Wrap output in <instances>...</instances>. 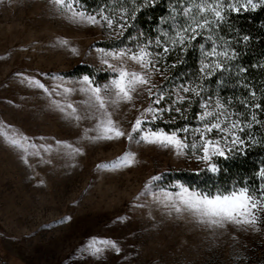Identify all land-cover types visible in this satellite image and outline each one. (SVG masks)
Instances as JSON below:
<instances>
[{
    "label": "rangeland",
    "instance_id": "374dc122",
    "mask_svg": "<svg viewBox=\"0 0 264 264\" xmlns=\"http://www.w3.org/2000/svg\"><path fill=\"white\" fill-rule=\"evenodd\" d=\"M70 16L52 0H0V264H264V212L255 227H208L187 213L170 214L159 203L162 189L151 184L152 178L208 169L198 159L202 152L188 149L181 156L126 137L92 142L87 137L96 133L88 130L96 119L77 122L53 107V100L65 102L61 96L49 97L29 85L27 78L36 79L51 92L54 78L76 65L106 68L94 44L115 33L106 25L73 23ZM156 66L160 72L152 79L160 86L165 68L162 61ZM80 78L64 77L66 86L75 87L70 82ZM84 99L68 97L78 114L90 115ZM152 99L145 92L132 103L109 108L112 119L130 132ZM162 102L151 106L163 107ZM211 104L209 112L219 105ZM220 110L227 114L222 127L237 118L245 125L242 138L264 132V110L254 121L250 113ZM166 119L164 114L156 123ZM210 120L215 116L203 122ZM217 136L214 129L210 137ZM75 148L81 154H72ZM129 153L134 162L125 165ZM109 241L117 242L119 251L108 247Z\"/></svg>",
    "mask_w": 264,
    "mask_h": 264
},
{
    "label": "snow or ice",
    "instance_id": "6c2138e0",
    "mask_svg": "<svg viewBox=\"0 0 264 264\" xmlns=\"http://www.w3.org/2000/svg\"><path fill=\"white\" fill-rule=\"evenodd\" d=\"M55 5L62 6L63 9L71 13L70 19L73 23L88 24L93 26H107L108 29L115 33L116 38H120L123 32L128 27L125 20V14L122 13L119 17L121 23H117L113 28V19L105 14V9L101 7V10L95 14L86 13L83 10V5L79 0H69L65 4V0H52ZM209 5L206 9L197 3L195 11L197 15L192 14V8H184L182 16L185 23L179 22L170 29L163 31L160 35L164 36V40L159 38L151 40L146 39L144 41L137 40V43L133 47H121L112 50H106L104 48L96 49L99 54L100 62L106 65V68L101 71L108 74L109 82L103 85L96 83L95 73L92 77L89 75H83L79 80L71 81L70 83L75 87L66 86L69 81H66L64 77H55L57 81L53 85L50 92L47 87L39 80L27 78V82L30 86L43 89L44 93L51 97L53 94L61 96L64 99V103L53 100L52 105L60 112H67V114L77 122L81 119H96V125L88 131L95 132V136L87 137L92 142L99 140H116L121 137H126L127 140L135 143L145 142L152 145H157L162 148H172L177 155H185V151L189 148L194 153L199 149L203 154L198 159L204 161L208 165V171L217 173L220 171L216 163H212L213 158L228 159L235 152H243L246 139L251 140V137L242 138L239 133L245 131V125L241 124L239 118L228 121L227 127H222V118L227 120V114L221 111L222 106L217 105L211 112L208 111L212 107L211 98L208 102L201 105L204 109V114L201 116L197 114L196 119L203 121L205 117L211 118L215 116L214 122L202 123V126L190 128L184 126L170 132H165L163 129L157 128L152 130L151 125L156 121H163L165 113H171L175 111L180 113L181 118L187 117L181 111L177 104H183L185 99H189V106H191V99L181 93H191L192 97H201L204 92L202 83H197V80H203L206 77L213 75L215 72L221 69V62L219 59L210 60V57H223L224 59H230L235 56V53H229L227 49L223 52H217V47L213 44L211 50H207L204 45H200L199 51L203 59L200 61L199 75L196 80H188L183 83L177 84L171 90V93L167 97L171 103H165L164 107L155 108L151 105H159L162 101L166 100L165 93L169 90L165 87L158 86L152 79L153 73H159L160 69L156 66L161 61H166L169 54H174L176 49L181 52H186L189 47H192L193 42L197 40V37H202L204 31H212L213 27H219V23L223 21L224 17L221 15L219 5L214 4L213 0H205ZM261 4H264V0H259ZM146 6H154L153 0H143ZM75 5V7H74ZM249 6L254 10L257 5L253 3V0H246L244 10H249ZM229 8L233 6L229 2ZM79 9V10H77ZM234 10L239 13L240 8L235 7ZM210 11L214 19L209 20L207 15L203 18H198L199 14ZM169 15L175 17L174 10H169ZM135 19V15L131 17ZM169 31L172 33L169 35ZM143 35L142 33L140 34ZM129 39H132L131 37ZM67 41H60L61 46H67ZM162 49V51H151L150 49ZM74 54H78L76 48H71ZM110 61H116L112 63ZM208 61V62H205ZM131 62L132 66L129 65ZM179 62H183L182 60ZM139 66V70L135 67ZM173 64L171 67H175ZM167 66H165V72ZM60 89V91H57ZM147 93L151 100V104L143 111H139V115L132 124L130 132H125L119 124L112 119L113 112L109 111V108L118 109L120 104L132 103L134 99L139 98L143 93ZM80 94L85 97L81 103L84 105L85 112L90 115H81L77 113V109L73 106L72 102L68 101V97L72 95ZM175 97L173 99L172 97ZM247 106V105H246ZM133 107L135 105L133 104ZM259 107V105H255ZM70 110V111H68ZM186 111V109H185ZM175 117H170L168 122L174 123ZM250 121L256 120V116L249 117ZM259 123V121H256ZM216 130L218 136L211 138L210 134L213 130ZM134 133H140L139 136H134ZM180 133H184L185 136L182 139ZM188 133H191L193 138L197 135L199 140L195 139L191 143H188ZM60 143V142H57ZM13 145H17L18 142L13 140ZM67 148H72L71 145H65ZM51 149V146H47L45 151ZM72 154H81L79 148L72 150ZM134 162V157L129 153L123 159V164L130 165ZM260 177H264V169L259 172ZM163 179L162 175H157L152 178L151 184H155ZM151 184L149 187H151ZM172 188L177 191L171 192L166 189H162V197H157L159 203H161L171 214L175 212L177 215L184 213L189 214L199 223L208 227H224L226 224H234L237 226L247 225L255 227L259 213L264 212V185L256 190H250L245 184L244 186L234 185L228 190H217L215 192H205L200 189H193L190 186H186L182 183H175L171 185ZM258 193V195H257ZM258 230V229H257ZM108 247L119 251L117 242H106ZM101 250L96 249V253L99 254Z\"/></svg>",
    "mask_w": 264,
    "mask_h": 264
},
{
    "label": "trees",
    "instance_id": "16d2710c",
    "mask_svg": "<svg viewBox=\"0 0 264 264\" xmlns=\"http://www.w3.org/2000/svg\"><path fill=\"white\" fill-rule=\"evenodd\" d=\"M79 2L83 5V10L92 14L99 12L103 7L105 14L113 19L115 25L123 22L119 20V17L122 13L125 14L128 27L120 38L115 37L94 44L96 47L107 50L125 46L133 47L137 40H155L158 35L161 40H164V36L160 35L163 31L172 29L177 22L181 24L186 22L182 16L184 8H192V14L197 15L195 11L197 3L206 9L209 7L205 0H153L154 6H146L143 0H79ZM229 2L232 8L228 7ZM213 3L219 5L221 15L224 17L219 27H213L210 32L204 31L203 36L197 37L192 47H189L186 52L176 49L174 54L167 56L166 61H162L164 68L167 66V71L160 86L169 90L165 93L166 100L162 102V106L164 107L165 103H171L167 97L175 85L190 79L196 80L199 75L200 61L203 59L199 51L200 45L211 50L215 44L217 52L227 49L230 54L235 53V56L230 59L210 57V60H220L221 69L202 81L197 80V83H202L205 89L201 94L202 98L192 97L191 93H181L191 99V106H189V99H185L183 104L176 105L187 118H181L180 113L175 111L165 113L166 122L151 125L153 129L160 128L170 132L184 126L190 128L201 126L204 122L197 120L196 117L198 113L201 115V105L208 102L209 98L211 102L222 106L226 112L255 115L264 110V4H261L259 0H253L257 7L252 10L249 6V10L245 11L243 6L246 5V0H213ZM235 7L241 9L239 13L234 10ZM169 10H174V18L169 15ZM133 14L135 19L131 18ZM205 15L209 20L214 19L210 11L199 14L198 18L202 19ZM171 34L169 31V35ZM130 37L132 39H129ZM150 50L162 51V49L154 48ZM181 60L182 63L179 62ZM173 64L176 65L174 68L171 67ZM93 73H95L96 83L102 84L109 81L106 72L87 65H76L59 75L78 78L83 75L92 77ZM172 98L175 99L174 96ZM172 116L176 118L174 123L168 122ZM187 135L188 143L191 145L196 138H193L191 133ZM180 136L183 139L185 134L180 133ZM196 151L201 152L199 149ZM213 163H216L220 169L215 174L208 169L171 171L162 174L163 179L156 182V187L175 191L176 189L171 185L179 182L205 192L228 190L234 185L244 186L245 184L253 191L260 188L264 185V177L259 176L260 170L264 169V132H255L251 140L245 143L243 152L237 151L228 159L214 158Z\"/></svg>",
    "mask_w": 264,
    "mask_h": 264
},
{
    "label": "built area",
    "instance_id": "2783aa9c",
    "mask_svg": "<svg viewBox=\"0 0 264 264\" xmlns=\"http://www.w3.org/2000/svg\"><path fill=\"white\" fill-rule=\"evenodd\" d=\"M2 264H7V263H2Z\"/></svg>",
    "mask_w": 264,
    "mask_h": 264
}]
</instances>
